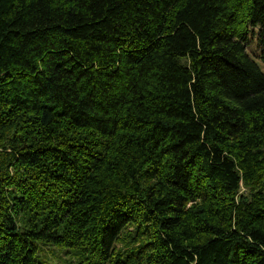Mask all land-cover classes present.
I'll return each mask as SVG.
<instances>
[{
	"label": "trees",
	"instance_id": "16d2710c",
	"mask_svg": "<svg viewBox=\"0 0 264 264\" xmlns=\"http://www.w3.org/2000/svg\"><path fill=\"white\" fill-rule=\"evenodd\" d=\"M248 27L264 0H0V264H264Z\"/></svg>",
	"mask_w": 264,
	"mask_h": 264
},
{
	"label": "rangeland",
	"instance_id": "374dc122",
	"mask_svg": "<svg viewBox=\"0 0 264 264\" xmlns=\"http://www.w3.org/2000/svg\"><path fill=\"white\" fill-rule=\"evenodd\" d=\"M249 43L247 46L248 53L256 60L261 70L264 73V53L260 50L256 42V30L250 29ZM251 31V34H250ZM39 250L36 255V259L43 264H77V258L72 255L68 248L51 246L44 247L41 243H38Z\"/></svg>",
	"mask_w": 264,
	"mask_h": 264
}]
</instances>
